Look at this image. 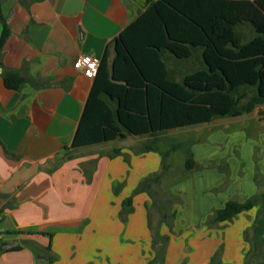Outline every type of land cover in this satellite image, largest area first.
Returning <instances> with one entry per match:
<instances>
[{
  "label": "crops",
  "instance_id": "obj_1",
  "mask_svg": "<svg viewBox=\"0 0 264 264\" xmlns=\"http://www.w3.org/2000/svg\"><path fill=\"white\" fill-rule=\"evenodd\" d=\"M144 8V0H0V14L10 32L0 56V264H148L151 260V201L147 194L133 191L158 171L161 157L158 152L136 154L129 143L115 146L148 137L128 135L109 146L70 149L93 84V79L73 69L74 60L79 55L101 60L107 54L110 64L112 41ZM1 30L0 23V34ZM165 58L177 81L199 66L196 59L179 61L167 54ZM9 71L26 79L20 89L4 86L3 75ZM109 103L115 106L114 101ZM176 130L180 129L168 132ZM196 147L193 159L199 162ZM114 149L118 155H113ZM174 165L180 169L184 160L172 156L166 176H172ZM172 185L171 181L166 187L174 193ZM194 189L187 219L179 216L178 205L173 207L174 229L180 225L185 230L169 235L161 225L159 236H165L166 250L162 263L156 264H171L168 252L179 244L173 238L187 234V227L199 235L218 230L229 237L233 231L227 227L240 221L236 235L245 255L246 233L257 234L264 242V219L249 230L260 205L208 227L205 220L226 201L199 196L205 188L198 182ZM129 197L130 206L124 207ZM245 214L251 218L244 219ZM202 244L197 246V261L175 264H208L209 242ZM233 259L234 252L225 264H242L241 257L238 263H229Z\"/></svg>",
  "mask_w": 264,
  "mask_h": 264
},
{
  "label": "trees",
  "instance_id": "obj_2",
  "mask_svg": "<svg viewBox=\"0 0 264 264\" xmlns=\"http://www.w3.org/2000/svg\"><path fill=\"white\" fill-rule=\"evenodd\" d=\"M144 2V10L112 41L111 63L107 54L101 59L70 149L103 145L128 135L148 137L135 153L158 152L160 170L140 182L133 194L148 193L159 215L158 226L171 225L173 207L180 199L161 189L168 179L169 159L180 152L187 171L200 167L191 151L197 141H164L167 149L160 150L161 135L216 119L242 117L264 104V0ZM0 23L1 56L10 32L1 14ZM245 28L252 31L248 38L242 33ZM165 54L179 61L196 59L199 66L177 81L167 68ZM25 82L12 71L3 75L7 89L18 90ZM118 154L114 149L113 155ZM155 186L162 197H156ZM130 203L131 197L124 207ZM256 205L262 208L256 221L264 219L262 191L245 202L227 201L205 224L229 221ZM152 235L157 245L159 232L154 229ZM245 239L249 248L243 264H262L264 242L257 234L249 237L246 233ZM160 243L159 254L148 264L162 263L166 239ZM37 257L42 259L40 254Z\"/></svg>",
  "mask_w": 264,
  "mask_h": 264
},
{
  "label": "rangeland",
  "instance_id": "obj_3",
  "mask_svg": "<svg viewBox=\"0 0 264 264\" xmlns=\"http://www.w3.org/2000/svg\"><path fill=\"white\" fill-rule=\"evenodd\" d=\"M242 33L245 38L252 35V31L249 28H245ZM161 137L163 142L160 143V149L162 150L167 149V145L164 141L169 143L183 142L191 139L197 141V143L191 147V151L193 154V147L198 146L195 150L197 151V156L201 158V161L195 162L200 168L186 173L183 165L180 169L174 165L172 176H167V182L164 188H161L163 191L165 190L168 195H174L180 199V203L177 204L178 207L176 209L179 216H182L181 219H187L189 217L188 208H190L191 199L196 196L194 189L195 182L200 184V188H205V190L203 189L198 193L199 196L207 195L206 197H209V199L220 198L221 200L225 199L226 202L229 200L243 201L245 197L251 199L264 191V104L257 106L250 114L239 118L216 119L208 125L188 127L167 132ZM143 142V140H134V142L130 140L119 141L115 146L129 143L131 147L136 149V147ZM111 144L112 143H106L94 146L93 148L109 146ZM175 155L184 160L182 153L176 152L172 156ZM159 170L160 168L157 172L152 173L144 179L152 177L154 174L158 173ZM178 170H183V173ZM256 177L259 179L258 183H256ZM171 181L173 183V188L171 189H174V193L166 187ZM154 189L158 193L156 197L163 196L159 187L155 186ZM250 190L254 192L253 195L249 193ZM144 193L150 198L148 193ZM221 200L220 202H222ZM212 212L214 213V210ZM245 213L250 212L248 211ZM245 215L247 218L244 219L247 220L251 218V215ZM176 217L175 211V218ZM174 220L171 225L163 223L166 229H168L169 235L171 232L175 233V231L177 232L178 230H185V228L180 225H177L174 229ZM150 221L152 223V230L154 231L155 229L159 232L162 224L158 226L159 215L152 204L150 205ZM246 222L249 223V221ZM254 224H256V219L253 224L250 223L249 230H252ZM240 225V221H235L227 227V229L233 231L229 237L222 236V231L219 232L218 230H214L211 234L205 236L202 234L199 235L196 233L195 229L187 227V234H181L173 238V243L177 242L179 244H174L176 245V249L172 251L170 249L168 252V263H192L197 261V246H205L202 242L206 240H208L210 246L208 264H225L227 263L226 259L231 257L233 252L234 259L229 263H238L239 257L242 259L241 263H245V252L240 250L242 247V239H240V235L238 237L236 235L238 232V230L236 232V229H238ZM212 227H216V225ZM222 229L224 228H221V230ZM196 236H199V239L195 240L196 243H193L195 242L194 237ZM168 238L169 236L167 239ZM164 239H166L165 236L161 238H159V236L157 237L158 241H163ZM155 244L156 242L152 235L153 256L149 262L154 260L155 256L159 254V248H155ZM178 245L180 248H178ZM204 250H206V247L203 248V251Z\"/></svg>",
  "mask_w": 264,
  "mask_h": 264
},
{
  "label": "built area",
  "instance_id": "obj_4",
  "mask_svg": "<svg viewBox=\"0 0 264 264\" xmlns=\"http://www.w3.org/2000/svg\"><path fill=\"white\" fill-rule=\"evenodd\" d=\"M101 60L92 55H79L73 62V69L86 79H93L100 67Z\"/></svg>",
  "mask_w": 264,
  "mask_h": 264
}]
</instances>
